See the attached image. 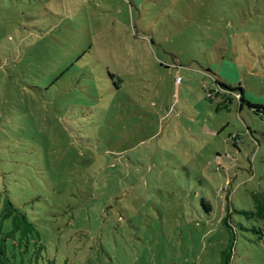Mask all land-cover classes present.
<instances>
[{"label": "rangeland", "instance_id": "rangeland-1", "mask_svg": "<svg viewBox=\"0 0 264 264\" xmlns=\"http://www.w3.org/2000/svg\"><path fill=\"white\" fill-rule=\"evenodd\" d=\"M240 95L264 108V0H0V231L7 197L38 264H264Z\"/></svg>", "mask_w": 264, "mask_h": 264}, {"label": "trees", "instance_id": "trees-1", "mask_svg": "<svg viewBox=\"0 0 264 264\" xmlns=\"http://www.w3.org/2000/svg\"><path fill=\"white\" fill-rule=\"evenodd\" d=\"M221 86L231 90L230 87H226L225 85ZM238 101L240 106L241 104H246L255 112L264 114V108L262 106L246 102L242 95H240ZM228 102L229 100L224 98L222 100L223 105L218 106L217 110L220 108L227 109ZM263 203L264 200L259 202V205L263 206ZM4 220L10 221V228L6 232L0 231V264H25L22 259L19 261L15 260L16 250L19 251L21 256L30 252L31 256L28 261L30 264H38V256L44 250L40 234L36 227L27 219L26 215L14 207L7 197L4 199V208L1 215V221ZM8 241H10V245H8ZM9 247L12 250L11 257L8 254Z\"/></svg>", "mask_w": 264, "mask_h": 264}]
</instances>
